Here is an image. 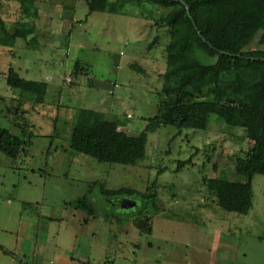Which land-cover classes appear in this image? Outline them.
<instances>
[{"label":"rangeland","instance_id":"374dc122","mask_svg":"<svg viewBox=\"0 0 264 264\" xmlns=\"http://www.w3.org/2000/svg\"><path fill=\"white\" fill-rule=\"evenodd\" d=\"M5 1L8 10L0 5V17L9 32L18 18L17 3ZM79 5L67 14L81 22L74 24L68 39L56 43L59 50L48 64L24 51L22 41L19 49L0 45L1 126L18 136L15 126L23 119L32 135L26 153L16 161L0 154V247L11 253L0 251V264H65L72 255L74 264H190L193 248L209 243L214 229L233 248L231 264H264V175L252 180V207L246 215L218 208L201 182L204 177L243 181L233 171V161L251 146L244 130L215 116L205 130L178 131L148 122L156 114L169 40L167 28L154 25L149 16L162 9L128 4L119 14L87 18L84 1ZM263 33L250 49L262 48ZM155 36L157 43L147 50ZM77 61L88 75L73 80L70 73ZM9 68L24 79L46 82V105L17 109V91L6 83ZM89 78L107 82L109 88L88 87ZM76 108L119 117L128 135L146 130L144 158L135 166H121L74 154L68 143ZM189 158L193 165L175 172L177 162ZM154 180L161 211L150 220V235L138 231V223L146 222L137 219L139 202L124 196L106 199L99 192L100 183L106 189L143 192ZM87 195L93 218L70 206ZM83 219L90 224H82ZM34 245L40 248L36 255Z\"/></svg>","mask_w":264,"mask_h":264},{"label":"trees","instance_id":"16d2710c","mask_svg":"<svg viewBox=\"0 0 264 264\" xmlns=\"http://www.w3.org/2000/svg\"><path fill=\"white\" fill-rule=\"evenodd\" d=\"M13 1L19 4L21 21L8 32L0 17V45L7 48H13L17 39L26 40L33 33L34 25L29 22L37 17L33 1ZM128 4H148L162 9L160 14L151 12L149 18L154 25L165 26L169 33L156 114L148 119L149 124L172 126L178 131L205 130L215 116L231 128L243 129L251 146L243 157L233 161V171L243 181L204 177L201 182L218 208L228 213L248 214L253 201L252 180L255 175H264V33L262 48H249L256 35L264 30V0H87V16L119 14ZM157 40L153 37L147 50ZM201 56L214 61L203 63ZM80 75L88 74L77 61L70 76L75 80ZM6 83L17 91V109L46 105L45 82L26 80L9 68ZM87 86L109 88L107 82L93 78L87 79ZM21 121L15 126L19 130L16 136L1 126L0 118V154L12 161L25 154L31 143L29 127ZM122 125L119 117L109 118L101 112L76 108L70 124L69 148L74 154L98 163L135 166L145 156L148 134L143 130L130 136L121 130ZM192 158L178 161L175 172L193 165ZM99 185V192L106 199L124 196L139 202L137 219L143 218L146 222L138 231L151 234L150 220L161 211L157 180L143 192L132 188L106 189L103 183ZM88 195L70 206L77 211L86 210L89 218H93L94 209ZM0 251L11 254L2 247Z\"/></svg>","mask_w":264,"mask_h":264},{"label":"crops","instance_id":"0c3cea01","mask_svg":"<svg viewBox=\"0 0 264 264\" xmlns=\"http://www.w3.org/2000/svg\"><path fill=\"white\" fill-rule=\"evenodd\" d=\"M34 2L33 8L37 12V17L33 20L22 19L23 22L33 23V33L26 38V40L17 39L14 47L19 49L18 42L22 41V49L25 51L29 49V53L36 55L38 60L43 64H48V59H51L58 52L59 48H56L57 42L65 41L70 37L71 29L74 24L81 21H75L74 18L69 19L68 12L73 11L80 6L81 1H84L86 5L87 0H31ZM12 2V1H11ZM1 5L5 8V13L8 10L7 1L0 0ZM87 8V5H86ZM18 18L16 22L21 21V12L19 4L17 3ZM93 14V13H92ZM111 15V14H109ZM87 16V14H86ZM91 16V14L89 15ZM87 16V18L89 17ZM86 20V19H85ZM87 21V20H86ZM85 21V22H86ZM13 47V48H14ZM28 73V71H26ZM29 80V79H26ZM35 81V80H30ZM44 82V81H37ZM46 83V82H45ZM47 84V83H46ZM48 88V86H47ZM85 109V108H83ZM129 118V115H127ZM124 125V124H123ZM133 136V135H130ZM158 216V215H156ZM82 224L88 226L90 221L82 220ZM153 231V227H152ZM152 234V232H151ZM222 232L214 229L212 237H209L210 242L197 243L193 248V259L190 264H231L233 263L234 251L231 245L222 243ZM78 240V239H77ZM137 246V245H135ZM149 248L151 244L147 245ZM37 249V250H36ZM40 248L36 245L32 248L34 255L38 254ZM236 252V251H235ZM56 256V254L54 255ZM77 258L72 255L71 261L64 262L65 264H74V260ZM56 264L53 260H50L48 264ZM188 264V263H187Z\"/></svg>","mask_w":264,"mask_h":264},{"label":"water","instance_id":"95a60500","mask_svg":"<svg viewBox=\"0 0 264 264\" xmlns=\"http://www.w3.org/2000/svg\"><path fill=\"white\" fill-rule=\"evenodd\" d=\"M182 4L185 6V4L182 2ZM186 7V6H185ZM124 208H126V206L124 207ZM145 225V224H144ZM144 225H141L140 223H138V226L140 227V228H142Z\"/></svg>","mask_w":264,"mask_h":264},{"label":"built area","instance_id":"2783aa9c","mask_svg":"<svg viewBox=\"0 0 264 264\" xmlns=\"http://www.w3.org/2000/svg\"><path fill=\"white\" fill-rule=\"evenodd\" d=\"M67 83H70V81H69V80H67ZM50 264H53V263H50Z\"/></svg>","mask_w":264,"mask_h":264}]
</instances>
